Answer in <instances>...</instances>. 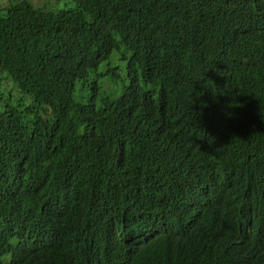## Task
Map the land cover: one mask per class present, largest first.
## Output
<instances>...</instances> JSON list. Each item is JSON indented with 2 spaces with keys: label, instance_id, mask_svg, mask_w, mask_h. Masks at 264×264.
I'll list each match as a JSON object with an SVG mask.
<instances>
[{
  "label": "trees",
  "instance_id": "16d2710c",
  "mask_svg": "<svg viewBox=\"0 0 264 264\" xmlns=\"http://www.w3.org/2000/svg\"><path fill=\"white\" fill-rule=\"evenodd\" d=\"M71 1L0 6V259L264 264V0Z\"/></svg>",
  "mask_w": 264,
  "mask_h": 264
},
{
  "label": "rangeland",
  "instance_id": "374dc122",
  "mask_svg": "<svg viewBox=\"0 0 264 264\" xmlns=\"http://www.w3.org/2000/svg\"><path fill=\"white\" fill-rule=\"evenodd\" d=\"M19 0H0V6H7L9 4H13ZM28 1L35 9H41L44 11H50V12H57L61 10H69L74 8V3L71 0H63V1H57V0H26ZM112 82V81H111ZM115 84L114 82H112ZM99 85L101 87L102 91H109L111 88L109 84L103 85L102 87V80H99ZM81 93V97L84 95L83 92ZM20 99V94H17L14 96V103H17V101Z\"/></svg>",
  "mask_w": 264,
  "mask_h": 264
},
{
  "label": "clouds",
  "instance_id": "9594fccd",
  "mask_svg": "<svg viewBox=\"0 0 264 264\" xmlns=\"http://www.w3.org/2000/svg\"><path fill=\"white\" fill-rule=\"evenodd\" d=\"M201 133H206V131H200V134ZM0 262H1V264H10V262H11V254H9V253L4 254L1 257Z\"/></svg>",
  "mask_w": 264,
  "mask_h": 264
}]
</instances>
